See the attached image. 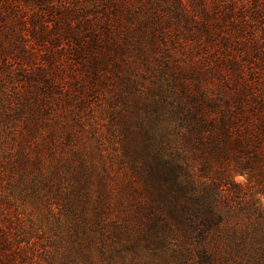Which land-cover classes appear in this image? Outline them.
I'll return each mask as SVG.
<instances>
[{
  "label": "trees",
  "instance_id": "obj_1",
  "mask_svg": "<svg viewBox=\"0 0 264 264\" xmlns=\"http://www.w3.org/2000/svg\"><path fill=\"white\" fill-rule=\"evenodd\" d=\"M60 18L32 34L44 54L0 32V123L38 139L22 192L59 209L45 264H264V0H73ZM12 198L0 264H32L42 236Z\"/></svg>",
  "mask_w": 264,
  "mask_h": 264
},
{
  "label": "rangeland",
  "instance_id": "obj_2",
  "mask_svg": "<svg viewBox=\"0 0 264 264\" xmlns=\"http://www.w3.org/2000/svg\"><path fill=\"white\" fill-rule=\"evenodd\" d=\"M72 3L73 0H43L41 3L26 2L25 0H2L1 5L5 10L2 15L6 14V16L0 18V32L4 33L7 38L16 36V43L20 42V45L24 44L28 49L35 48L39 54H44L45 45L35 41L32 36L33 32L42 28L51 32L54 23L57 25L61 23L62 27L66 26L60 17L64 14V9ZM62 47L59 50L64 52ZM12 56L8 55L10 67L13 65V67L19 68L20 61L12 60L15 58ZM5 85L8 87L9 93L2 97L5 106L3 107L7 109V113L13 114L20 104L19 99L23 92L22 84L20 82L11 84L9 80H5ZM0 110H3L2 107ZM101 112L100 109L96 110V120L104 124L105 121L101 119L104 118ZM2 122L4 125L0 123V197L6 195H10V198L13 197L11 200L15 204L14 209L20 220L28 226L30 224L35 225V230H38L43 238L41 237L36 251L29 252L30 262L32 264H45L50 262L51 252L58 248V242L55 238L56 231L53 230V227L56 225L59 209L56 204H49L47 208L45 205H41L36 198L26 197V194L22 192V172L17 162L20 159L19 153L21 151L30 158L35 156L33 149L38 139L36 141L30 139L24 142L22 149L20 142L22 120L16 116L15 112L10 120L3 118ZM237 181L244 182V178L238 177ZM260 203L264 204V199H260ZM95 263L99 264L97 261Z\"/></svg>",
  "mask_w": 264,
  "mask_h": 264
}]
</instances>
